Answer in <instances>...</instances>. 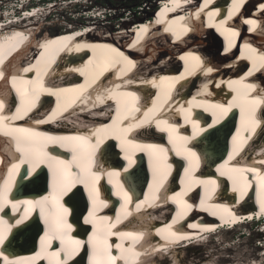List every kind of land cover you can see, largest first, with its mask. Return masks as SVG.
I'll return each instance as SVG.
<instances>
[{
    "label": "bare ground",
    "instance_id": "1",
    "mask_svg": "<svg viewBox=\"0 0 264 264\" xmlns=\"http://www.w3.org/2000/svg\"><path fill=\"white\" fill-rule=\"evenodd\" d=\"M244 1L158 0L162 7L153 20L143 17L136 27L125 23L114 36L93 24L35 35L42 28L32 22L39 5L0 19V145L14 141V151L0 152V160L9 164H0V234L5 237L0 264H93L98 234L111 264H144L151 255L160 264H185L184 250L209 244L210 236L221 231L248 225L264 234V76L256 73V66L243 71L244 61L230 62L239 66L229 77L202 63L207 56L220 60L224 55L216 48V33L210 26L201 28V18H195L200 10L205 17L214 11L221 16L238 5L244 10L258 6L264 14V0ZM234 15L229 20L219 16L214 26L222 30H215L230 36V25L242 28ZM192 43L196 47L189 52ZM179 49L183 54L177 56ZM251 62L262 64L264 59ZM162 72L168 74L160 79L157 73ZM257 79L263 83L260 88L252 83ZM231 89L240 91L239 100L227 98ZM40 95L51 102L33 110ZM11 101L12 108L7 105ZM248 106L261 108L262 118H254L255 110L247 111ZM232 115L240 118L242 130H233L237 119ZM10 129L40 133L38 151L26 154L16 137L27 133ZM242 147L244 155L228 164L224 157L225 162L216 163H223L219 170L215 168L218 153L226 150L230 156ZM104 154L118 164L110 165V159L109 165L101 163ZM209 159L216 173L224 171L229 189L212 176ZM175 166L183 167L176 179ZM137 173L147 180L130 195L126 184H133ZM18 185L20 189H13ZM193 190L199 192L197 203L190 202ZM104 192L116 202L113 210L105 211L110 204L102 200ZM39 219L44 227L35 250L27 254L21 248L33 242ZM57 220L62 223L54 233ZM6 244L18 248L6 249ZM84 246L87 260L80 261L78 248ZM257 249L261 254L253 261L243 256L222 260L264 264V247ZM190 264L214 263L202 258Z\"/></svg>",
    "mask_w": 264,
    "mask_h": 264
},
{
    "label": "rangeland",
    "instance_id": "2",
    "mask_svg": "<svg viewBox=\"0 0 264 264\" xmlns=\"http://www.w3.org/2000/svg\"><path fill=\"white\" fill-rule=\"evenodd\" d=\"M38 1L40 0H0V19L2 21H5L4 19L8 20L17 17L22 13L21 11H23L24 9L27 8V10H29L28 8L32 7L37 8V6L39 5V7H41L39 9L41 10H38V14L33 17L32 22H39L42 28L40 27L39 29H36L34 33L35 35H49V33L52 34L54 32H61L65 27L78 28L83 27L87 24H93L102 29L105 32L104 34L106 35L108 34L107 31L112 30V34L114 36V31H116L125 23H127V25L131 24L135 26L137 22L143 19V17L151 18L153 20L155 10L153 11V13L151 11L155 4L158 5V0H101L100 2L95 0ZM87 7L88 9L92 10L86 11ZM77 8V12H74L72 14L68 13L70 20L68 18H65L66 15L64 16V18L61 17L60 11L62 9H70L71 11H74ZM158 13L159 12H157V14ZM21 19L22 18H17L14 21H20ZM161 63L162 61L159 64ZM146 67L148 70H152L153 68L151 66V69L148 68L149 66ZM68 129L73 128L70 127ZM247 227L248 225L237 230L234 229L232 231H221L219 233V236L215 238L213 237L214 235L210 236L211 239L209 238V241L211 242L204 246H197L195 248L196 244H193V247H189L187 250L183 251L182 262L185 264H190L192 261H198L202 258H206L210 259V261H212V263L214 264H230L233 261L227 262L223 261L222 259L228 260L230 259L229 257H231V259H234V256L247 257L248 261H253L251 260L253 259V257H255L257 254H261V251L258 250L257 247H264V234H257L258 230L256 227L253 230H250V228ZM243 232H245L246 234L243 237H238ZM221 240L224 241V243L218 245L219 241ZM233 242H237L236 245H232ZM228 245H232L233 248L225 250L224 247ZM164 261L168 263L166 259ZM152 262L160 264V260L158 258H155L154 260H152ZM236 263L233 262V264Z\"/></svg>",
    "mask_w": 264,
    "mask_h": 264
},
{
    "label": "snow or ice",
    "instance_id": "3",
    "mask_svg": "<svg viewBox=\"0 0 264 264\" xmlns=\"http://www.w3.org/2000/svg\"><path fill=\"white\" fill-rule=\"evenodd\" d=\"M252 23H254V21ZM2 107L3 106L0 105V108ZM16 118L18 117H13V119H16ZM3 124H4V119L0 118V126H2ZM10 131L27 133V135L16 137L18 145H21L24 147L26 154H35L38 151L36 145L38 143L37 137L41 135L40 133L30 132V130L28 129H10ZM14 167L16 166L14 165ZM262 210H264V205H262ZM66 211L67 209H65V212ZM61 223H62L61 220H57L53 223L52 227H53L54 233H57L60 231ZM68 227H70V225ZM60 234L61 236L63 235V233H60ZM4 240H5V237L2 234H0V244H3ZM75 243L79 244L78 241ZM106 254H107V248L103 246L102 242L98 241V243L94 245L93 247V258H94L93 264H111V260L106 259Z\"/></svg>",
    "mask_w": 264,
    "mask_h": 264
},
{
    "label": "water",
    "instance_id": "4",
    "mask_svg": "<svg viewBox=\"0 0 264 264\" xmlns=\"http://www.w3.org/2000/svg\"><path fill=\"white\" fill-rule=\"evenodd\" d=\"M219 147H221V146H219ZM218 147V148H219ZM225 150H223L222 152H224ZM142 168H143V165H142ZM136 170H138V167H136ZM138 174V175H137ZM136 175L139 177V178H141V179H138V177L136 176L133 180H134V184H135V186H137L138 187V189L140 188V185L143 183V184H145L144 182H146V180H147V178L144 176V177H142V175L140 174L139 175V173H137ZM142 179L144 180L145 179V181H142ZM139 182H140V185H139ZM142 184V185H143ZM21 187V185H18V189ZM44 188H46V186H43V188L42 189H44ZM141 188L143 189L144 187L143 186H141ZM72 217H73V219L74 218H78L77 216H75V215H72ZM40 221H39V223H37V225H38V228L33 232V242L31 243V245H28L27 246V248L28 249H34L35 248V245H36V240H37V236H38V233L41 231V227H39V226H41L40 225ZM56 244V243H55ZM86 248V247H85ZM23 249H25V248H23ZM84 254H86L85 253V251H84V253H83V255L81 254V257H82V259L80 260V261H85V260H87V258H83L84 257ZM91 254H93V252H91ZM86 263V262H85Z\"/></svg>",
    "mask_w": 264,
    "mask_h": 264
},
{
    "label": "trees",
    "instance_id": "5",
    "mask_svg": "<svg viewBox=\"0 0 264 264\" xmlns=\"http://www.w3.org/2000/svg\"><path fill=\"white\" fill-rule=\"evenodd\" d=\"M95 1L100 2L101 0H95ZM87 9H88V7H87ZM77 11H78V8L75 9L74 11H71L70 9H69V10L62 9V10L60 11V12H61L60 14H61V17L64 18V16L66 15L65 18H68V19H69V15H68V13L72 14V13L77 12ZM69 20H70V19H69Z\"/></svg>",
    "mask_w": 264,
    "mask_h": 264
},
{
    "label": "clouds",
    "instance_id": "6",
    "mask_svg": "<svg viewBox=\"0 0 264 264\" xmlns=\"http://www.w3.org/2000/svg\"><path fill=\"white\" fill-rule=\"evenodd\" d=\"M89 10H92V9H87L86 11H89ZM108 32V31H107Z\"/></svg>",
    "mask_w": 264,
    "mask_h": 264
}]
</instances>
